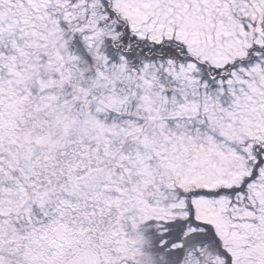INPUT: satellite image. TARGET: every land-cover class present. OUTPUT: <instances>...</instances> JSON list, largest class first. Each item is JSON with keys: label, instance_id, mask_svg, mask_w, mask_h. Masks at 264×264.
<instances>
[{"label": "snow or ice", "instance_id": "1", "mask_svg": "<svg viewBox=\"0 0 264 264\" xmlns=\"http://www.w3.org/2000/svg\"><path fill=\"white\" fill-rule=\"evenodd\" d=\"M0 264H264V0H0Z\"/></svg>", "mask_w": 264, "mask_h": 264}]
</instances>
